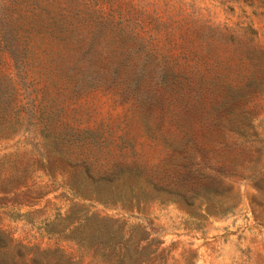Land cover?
I'll list each match as a JSON object with an SVG mask.
<instances>
[{"label": "rangeland", "instance_id": "rangeland-1", "mask_svg": "<svg viewBox=\"0 0 264 264\" xmlns=\"http://www.w3.org/2000/svg\"><path fill=\"white\" fill-rule=\"evenodd\" d=\"M0 264H264V0H0Z\"/></svg>", "mask_w": 264, "mask_h": 264}, {"label": "trees", "instance_id": "trees-1", "mask_svg": "<svg viewBox=\"0 0 264 264\" xmlns=\"http://www.w3.org/2000/svg\"><path fill=\"white\" fill-rule=\"evenodd\" d=\"M0 239H1V234H0Z\"/></svg>", "mask_w": 264, "mask_h": 264}]
</instances>
